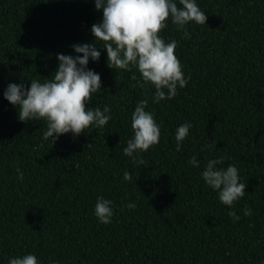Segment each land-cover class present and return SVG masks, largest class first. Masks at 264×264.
Wrapping results in <instances>:
<instances>
[{
  "label": "trees",
  "instance_id": "obj_1",
  "mask_svg": "<svg viewBox=\"0 0 264 264\" xmlns=\"http://www.w3.org/2000/svg\"><path fill=\"white\" fill-rule=\"evenodd\" d=\"M195 2L206 24L188 23L185 38L169 18L159 34L177 41L188 80L174 98L154 102V86L140 87L135 67L109 68L97 41L100 58L87 67L102 89L87 106H110L111 119L54 142L42 138L46 121H19L4 92L10 83L27 89L50 79L58 54L82 55L72 46L95 43L90 29L103 12L95 0H0V264L28 254L38 264H264V0ZM142 100L161 135L128 157ZM184 123L192 127L177 151ZM220 158L217 167L235 166L246 184L231 208L201 175ZM99 197L113 202L108 224L94 214Z\"/></svg>",
  "mask_w": 264,
  "mask_h": 264
},
{
  "label": "clouds",
  "instance_id": "obj_2",
  "mask_svg": "<svg viewBox=\"0 0 264 264\" xmlns=\"http://www.w3.org/2000/svg\"><path fill=\"white\" fill-rule=\"evenodd\" d=\"M95 0L96 10H102V21L93 24L90 31L95 38L93 44L73 45L75 53L82 55L58 54V68L53 76L41 83L31 80L30 88L24 84L10 83L4 92V98L18 109L21 122L44 120L47 130L43 139L57 140L59 136L72 133L79 136L92 125L103 127L111 117L110 106L101 109H90L87 105L102 89L101 77L88 69L89 58L98 61L100 50L97 41L102 42L107 53V66L112 69L131 70L135 67L143 83L155 88L154 102L172 99L177 89L184 88L185 79L182 65L175 55L177 41L165 42L159 35L167 27L166 21L171 18L178 30H184L185 38L190 34L185 26L190 22L203 25L207 22L205 12L201 11L195 0ZM131 66V67H130ZM136 80V75L132 76ZM139 83V81H138ZM148 101L142 100L135 107L131 116V128L134 132L127 146L123 149L125 156L147 152L150 147L159 143L160 126L151 112L146 111ZM190 123L181 124L175 133L176 150L180 151L182 142L189 135ZM134 163H144L141 158H134ZM189 163L199 166L195 156ZM223 158L207 162L202 178L205 183L216 190L219 201L231 208L234 202L245 195L246 184L241 183L238 169L233 165L227 168L217 167ZM18 179H24L23 171L17 167ZM124 180H131L125 171ZM111 200L99 197L95 204V216L102 224L111 222L113 209ZM135 204H128L129 209ZM228 215L235 220L240 217L235 211ZM244 215L250 216L251 209L245 208ZM9 264H38L33 254L11 258Z\"/></svg>",
  "mask_w": 264,
  "mask_h": 264
}]
</instances>
